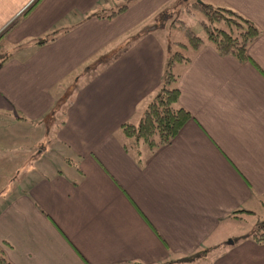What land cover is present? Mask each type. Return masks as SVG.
Listing matches in <instances>:
<instances>
[{
    "label": "crops",
    "instance_id": "1",
    "mask_svg": "<svg viewBox=\"0 0 264 264\" xmlns=\"http://www.w3.org/2000/svg\"><path fill=\"white\" fill-rule=\"evenodd\" d=\"M168 1L134 0L76 24L73 12L108 3L0 0V52L12 49L0 63V115L52 128L44 134L57 148L44 155L37 140L2 169L24 173L21 188L0 181V247L14 264H163L220 247L212 264H264V242H237L222 223L264 204V0H203L259 27L250 60L208 41L189 50L173 69L192 117L151 154L123 145L121 125L139 121L163 78L166 43L141 29ZM59 25L71 28L17 46ZM41 156L65 167L41 171L30 161Z\"/></svg>",
    "mask_w": 264,
    "mask_h": 264
},
{
    "label": "trees",
    "instance_id": "2",
    "mask_svg": "<svg viewBox=\"0 0 264 264\" xmlns=\"http://www.w3.org/2000/svg\"><path fill=\"white\" fill-rule=\"evenodd\" d=\"M115 1L99 0L100 3L107 2L108 4H99V6L86 14L73 12L76 24L93 16L98 18H113L126 10L134 0H122L118 4H112ZM188 12L196 14V22L199 24V29H193L191 26L187 27L184 15ZM147 20L146 27H143L147 30H153L155 27H164V25L168 24L171 27L184 28L188 35L185 41L171 40L169 43H166L167 58L163 78L158 90L147 101L138 122L126 121L121 125L124 147L127 149L140 145L141 148L138 150V153L142 149H146L144 151L146 155L156 151L159 146L170 143L187 120L192 117L191 113L179 102V76L173 69L174 64L189 61L191 56L187 52L189 50H198L206 41L212 43L222 55L232 54L241 61L250 60L248 47L260 34L259 27L237 10L228 6L214 5L203 0H169ZM155 20H157L156 26L153 24ZM70 28V26L67 27L65 25L54 26L44 35L32 38L27 42H22L17 46H24L28 43L43 44L53 41ZM201 31L205 32L206 39L201 35ZM5 55L7 57L9 54L5 53ZM6 57L1 56L0 63ZM241 210L243 209L234 210L231 215L233 217H241L238 215V212ZM251 211L248 210V212ZM251 238L258 243L264 242V218H260V221L251 233ZM204 250L207 251V248L191 254L180 255L178 258L169 259L163 264H173L176 260L191 261L195 258L204 257ZM0 264H14L6 257L1 247Z\"/></svg>",
    "mask_w": 264,
    "mask_h": 264
},
{
    "label": "rangeland",
    "instance_id": "3",
    "mask_svg": "<svg viewBox=\"0 0 264 264\" xmlns=\"http://www.w3.org/2000/svg\"><path fill=\"white\" fill-rule=\"evenodd\" d=\"M184 1V0H183ZM121 0H116L115 3L112 4H118ZM185 20L187 22V27L189 26L193 27V29L197 28L199 29V24L196 22V14L193 12H188L184 15ZM166 22V21H164ZM153 24L157 25V20L153 22ZM141 27V26H140ZM143 30V27L141 31ZM156 34L163 40L164 43H169L171 40L179 39V40H187V31L184 28H175L171 27L170 25L166 24L164 27H155ZM201 35L206 39V35L204 31L200 32ZM174 45V44H172ZM7 49V48H5ZM173 49V48H172ZM12 49L2 50L0 52V57L3 56L5 53L11 52ZM81 81V78H79ZM0 115V151L3 149L4 153L12 152L13 155L10 156H4L3 154L0 155V181H5L6 184H9L12 186H17V188L22 187V177L24 175L21 168L19 170L15 171L13 175H11V172L8 173H2V169H11V165L14 166L17 164V160H21L26 158L29 154H31L34 150L35 145L37 144V140H46L47 143L40 144L41 141L37 145L45 146L42 147L40 150L44 151V155H49L51 150H57L56 146L53 144L48 145V138H45L44 132L46 131L49 135L52 134V128L46 129L44 126L40 125H33L29 122H23L16 120L14 118L10 117H1ZM57 124L59 123L58 120H56ZM45 138V139H44ZM43 156L39 158L40 161L37 159H30V161H33L36 166L39 164V169L41 171H49V168L54 167L55 169L58 167H65L63 164L59 161L57 157L51 158L46 156V159L43 160ZM9 164L8 168H4L5 164ZM14 176V177H13ZM12 177V178H11ZM9 178V179H8ZM5 184V185H6ZM2 195H0L1 200ZM259 203L258 206L260 207H254L255 211L253 212H247L244 210H241L238 212L241 215V218L233 217L235 221H223V231H231L232 234H235L234 236L235 240L237 242L243 240L244 238H248L251 236L252 231L257 226L258 222L260 221V218H264V204ZM248 210V209H247ZM258 243L257 241H255ZM263 243V242H262ZM260 244V243H259ZM233 248H237V245H233ZM227 247H220L217 250V254H214L213 250H209L208 253L204 254V256L207 258L205 260L197 259V260H176L173 264H212L214 257H218L217 255L219 253H223V250H225ZM203 249H199V251H202ZM205 251V250H204ZM200 253V252H199Z\"/></svg>",
    "mask_w": 264,
    "mask_h": 264
}]
</instances>
